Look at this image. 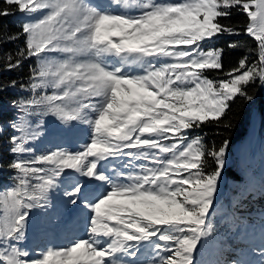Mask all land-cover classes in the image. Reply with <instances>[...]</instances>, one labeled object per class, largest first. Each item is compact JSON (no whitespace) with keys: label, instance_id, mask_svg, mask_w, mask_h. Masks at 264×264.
I'll use <instances>...</instances> for the list:
<instances>
[{"label":"snow or ice","instance_id":"obj_1","mask_svg":"<svg viewBox=\"0 0 264 264\" xmlns=\"http://www.w3.org/2000/svg\"><path fill=\"white\" fill-rule=\"evenodd\" d=\"M4 3L10 7L0 8V17L19 12L25 20L19 32L0 40L24 38L3 70L31 58L36 64L27 82L0 88L31 94L12 101L22 113L10 137L19 158L8 165L17 173L13 185L0 195V264H196L198 246L215 241L210 210L231 141L209 147L190 134L211 122L234 128L242 113H233L232 105L238 98L255 103L249 87L264 88V0ZM234 10L248 18L242 31L221 23ZM224 34L251 36L257 60L242 58L210 79L206 71L223 70V49L204 45ZM33 111L62 122V139L83 126L85 142L37 154L32 141L42 138V125L33 128L26 118ZM116 159L125 163L109 167ZM61 187L66 199L55 222L47 223L75 227L82 210L85 235L33 258L20 246L31 212L47 206L50 191ZM144 248L151 255L140 260Z\"/></svg>","mask_w":264,"mask_h":264},{"label":"trees","instance_id":"obj_2","mask_svg":"<svg viewBox=\"0 0 264 264\" xmlns=\"http://www.w3.org/2000/svg\"><path fill=\"white\" fill-rule=\"evenodd\" d=\"M10 7L0 0V8ZM22 15L17 12L15 15L0 17V40L9 35L20 31L21 24L24 22ZM221 23L225 25L235 26L241 31L248 23V18L245 14L234 10L232 15L227 18H222ZM24 44V38L8 43L0 42V88L3 85H10L12 80L18 83H25L29 79L31 68L35 66V58L28 59L23 67L16 68L13 71L3 70L6 62V57L9 54H14L18 48ZM229 44H235L236 47L229 48ZM223 49L222 64L223 70L206 71L205 75L214 77L223 76L233 67L238 66V62L247 57L251 64L257 60V42L249 35H220L206 44V48ZM255 96V103H246L242 99H237L232 105V112H241V122L232 129H225L223 122L217 124L211 122L205 124L201 129L191 133L192 137L202 136L203 142L211 147L219 145L223 139H230L231 144L243 139L249 126L251 125L252 117L259 116L261 122L260 127L264 130V88L259 85L249 87ZM31 94L23 91L19 87H7L0 90V195L9 189L14 183V177L17 173L8 165L15 159L19 158L17 154L11 151L10 137L14 133L11 125L18 120L22 115L17 107L12 104L13 100L17 102L29 98ZM51 114L41 115L38 111H33L32 114L26 117L32 124H39L45 119L51 117ZM232 113L228 114L231 118ZM72 136L74 142H69L62 137V134H47L42 135L33 141L32 146L37 154L46 151L53 145L61 144L75 148L78 144L84 143L87 133L83 130V126L76 130ZM52 139L51 142L48 139ZM66 142V143H65ZM28 159L29 157H24ZM115 160L110 161L109 167L114 165ZM232 166H225L224 173L226 179L229 177L238 178V174L231 171ZM234 173L235 176L231 174ZM229 191L226 196H222L215 204L214 210H210V219L215 230V241L209 244L208 247L198 246L194 253L196 264H202L203 261L227 260L232 264L234 260L246 261L248 264H255L258 257V250L251 249L244 245V241L240 239V234L243 233L245 227H253V229L262 228L264 226V179L257 180L255 178L247 186L225 184ZM66 197L63 195V187L52 190L49 193V204L44 207L33 209L31 212V221L26 231V237L21 242V247L26 248L32 253L33 258L39 257V253L45 251L49 247H59L69 244L70 241L81 238L85 235L87 223L83 219L84 212L81 210L79 216L75 217V227L72 228H53L48 225V221L53 219L58 211L61 210ZM71 215V212H69ZM151 252L148 248H144L140 253V260H145L146 256H150Z\"/></svg>","mask_w":264,"mask_h":264},{"label":"rangeland","instance_id":"obj_3","mask_svg":"<svg viewBox=\"0 0 264 264\" xmlns=\"http://www.w3.org/2000/svg\"><path fill=\"white\" fill-rule=\"evenodd\" d=\"M92 2L107 3V0H92ZM22 17L25 19L24 16ZM204 47L206 48V44L204 45ZM209 78L214 79V77ZM252 120L253 121L249 126L246 136L240 141L231 144L226 153L225 166H232L233 168L231 171L237 173L239 179L234 177H229L228 179H226L227 177L223 169L215 204H217L219 198L227 195L229 188L225 185L226 183L229 186H241L242 183L243 185L247 186V184L251 183L255 178H257V180L264 179V130L260 127L261 122L258 115L253 114ZM17 122L18 120H16L14 123ZM39 124H41L42 127L38 128L37 131H40L42 135L43 133L62 134V129L66 127L54 116L45 119ZM31 125L33 128H36L37 126V124L34 125V123H32ZM15 134L19 135L18 132H15ZM72 136H65L64 138L72 143L74 142ZM51 140V138L48 139V141L50 142ZM113 162V166H116L117 168L125 163L124 161L119 159H116ZM231 175L235 176L234 173H232ZM240 239L244 241V245H246V247L258 250V257L255 259L257 260L255 264H260L261 261H264V256H261V251H264V248H262V245H264V226L258 229H253V227H245L243 233L240 234ZM125 259L129 258L126 257Z\"/></svg>","mask_w":264,"mask_h":264}]
</instances>
